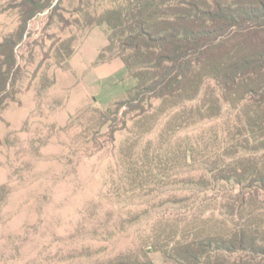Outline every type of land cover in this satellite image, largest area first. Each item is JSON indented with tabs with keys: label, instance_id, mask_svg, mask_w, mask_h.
<instances>
[{
	"label": "rangeland",
	"instance_id": "obj_1",
	"mask_svg": "<svg viewBox=\"0 0 264 264\" xmlns=\"http://www.w3.org/2000/svg\"><path fill=\"white\" fill-rule=\"evenodd\" d=\"M22 2L0 0V41L18 32ZM105 2L53 0L27 20L14 47L0 110V264H99L161 238L159 221L177 217L167 201L193 195L176 180L200 173L174 163L177 146L232 118L223 111L176 126L151 110L142 127L130 123L110 138V121L95 123L93 109L125 99L136 81L118 57L98 60L108 31L84 17ZM145 153L165 168L131 172ZM149 256L163 264L160 252Z\"/></svg>",
	"mask_w": 264,
	"mask_h": 264
},
{
	"label": "trees",
	"instance_id": "obj_2",
	"mask_svg": "<svg viewBox=\"0 0 264 264\" xmlns=\"http://www.w3.org/2000/svg\"><path fill=\"white\" fill-rule=\"evenodd\" d=\"M52 3L23 0L18 32L0 41V110L26 22ZM84 18L108 31L98 60L118 57L136 81L125 99L93 109L110 138L142 127L151 110L176 126L232 112L220 130L177 146L174 163L200 173L176 180L193 195L167 201L177 217L159 221L164 235L99 264H155L151 252L163 264H264V0H106ZM156 158L145 153L131 172L164 169Z\"/></svg>",
	"mask_w": 264,
	"mask_h": 264
}]
</instances>
